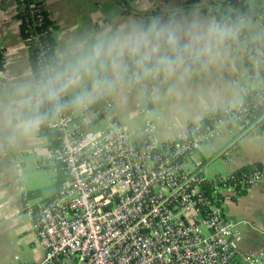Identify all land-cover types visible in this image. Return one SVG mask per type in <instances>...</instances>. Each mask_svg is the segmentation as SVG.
Segmentation results:
<instances>
[{"label": "built area", "instance_id": "obj_1", "mask_svg": "<svg viewBox=\"0 0 264 264\" xmlns=\"http://www.w3.org/2000/svg\"><path fill=\"white\" fill-rule=\"evenodd\" d=\"M16 2L41 74L59 59L45 0ZM249 2L225 0L220 18L248 21L239 40L227 47L244 62L237 77L244 93L239 105L215 111L207 122L191 123L175 139L162 141L152 90L167 77L157 76L135 86L148 87L135 103L138 117L143 118L139 142L119 119L101 125L113 107L109 99L85 111L68 108L47 120L59 145L43 156L40 165L65 178L53 197L31 212L44 259L18 264H264V250H240L242 223L229 220L224 211L227 200L264 183V172L252 169L239 178L237 172L209 179L204 163L194 160L226 129L234 137L220 156L237 151L241 137L264 128V6L240 14L239 7ZM8 65L5 51L0 50V67Z\"/></svg>", "mask_w": 264, "mask_h": 264}, {"label": "crops", "instance_id": "obj_2", "mask_svg": "<svg viewBox=\"0 0 264 264\" xmlns=\"http://www.w3.org/2000/svg\"><path fill=\"white\" fill-rule=\"evenodd\" d=\"M224 2L45 0V7L53 24L55 53L60 58L63 53L85 44L105 26L119 27L134 21L147 22L153 16L167 18L193 11L201 17L216 19ZM261 5L264 6V0H250L248 7L259 9ZM141 13L147 14L142 16ZM253 40L256 41V37ZM0 50L5 51L9 60L6 69L0 67V102H3L18 83L36 78L17 16L16 0H0ZM243 70L242 56L227 49L215 63L193 64L186 74L167 77L163 85L152 90L151 105L158 118L160 139L171 141L189 124L201 123L215 111L239 105L244 93L237 77ZM145 91L148 87L134 86L100 99L113 103L101 125L119 119L129 129L133 140L141 141L143 118L138 117L135 103ZM233 137L226 129L200 149L194 160L204 163L207 178L237 173L247 166L264 172V128L241 137L237 151L220 156ZM50 150L42 126L33 134L15 137L0 127V264L34 263L44 259L45 251L32 230L31 212L46 204L60 187L59 175L50 177L42 170L47 168L40 165V160ZM212 167L214 171L208 176V169ZM228 193L232 197V193ZM224 211L229 220L242 223V252L264 250V183L227 200Z\"/></svg>", "mask_w": 264, "mask_h": 264}, {"label": "clouds", "instance_id": "obj_3", "mask_svg": "<svg viewBox=\"0 0 264 264\" xmlns=\"http://www.w3.org/2000/svg\"><path fill=\"white\" fill-rule=\"evenodd\" d=\"M247 26L243 17L207 19L195 11L105 26L38 78L18 83L0 102V127L13 137L30 135L68 108L85 111L157 76L184 75L193 64L215 63Z\"/></svg>", "mask_w": 264, "mask_h": 264}, {"label": "trees", "instance_id": "obj_4", "mask_svg": "<svg viewBox=\"0 0 264 264\" xmlns=\"http://www.w3.org/2000/svg\"><path fill=\"white\" fill-rule=\"evenodd\" d=\"M239 13H240V14H243V15H244V14L247 15V14H249V13H251V12H250V9H249L248 6L242 5V6L239 7ZM146 14H147V13H141L140 15L144 16V15H146ZM221 17H222V11H220V12L217 13V18L220 19ZM21 27H22L23 36H24L25 41H26V43H27V46H28V48H29L30 59H31V62H32V65H33V69H34V72H35V76H36V78H38L40 74H39V72L37 71V69H36V67H35V55H34L35 53H34V51L31 49L32 44L29 43V41L27 40V35H26L25 32H24V26H23V24H21ZM51 42H52V39H51ZM31 50H32V51H31ZM50 50H52V46H51ZM263 50H264V48H263ZM33 53H34V54H33ZM262 73H263V76H264V63L262 64ZM257 113H258L259 116H262V115H263V111H262V110H261V111H257ZM220 114H221V113H220ZM220 114L218 113V114H216V116H219ZM211 115H213V114H211ZM207 119H209V117H207V118L204 120V122H207ZM261 124H262V126L264 127V118H262V120H261ZM42 130H43V133L45 134V136H47L48 139H49V142H50V148H51V149H56V148L58 147V145H59L58 137H57L56 133L52 132V131L48 128V126H47V121L42 125ZM252 169H253L252 166L244 167V168H242V169L238 172V174H237L236 176L239 178V177L241 176V174H243V173H245V172L252 171ZM260 169H262V168H260ZM58 178H59V180L62 182V180L65 178V174H60V175L58 176Z\"/></svg>", "mask_w": 264, "mask_h": 264}, {"label": "rangeland", "instance_id": "obj_5", "mask_svg": "<svg viewBox=\"0 0 264 264\" xmlns=\"http://www.w3.org/2000/svg\"><path fill=\"white\" fill-rule=\"evenodd\" d=\"M45 173H48L49 175H50V177H55V174L54 173H51V172H49L48 170H46V169H42ZM212 171H214L213 170V167L212 168H210V169H208V176H210L212 173Z\"/></svg>", "mask_w": 264, "mask_h": 264}]
</instances>
